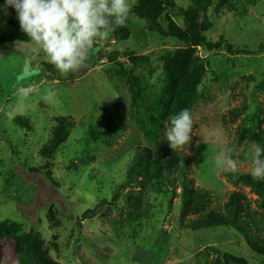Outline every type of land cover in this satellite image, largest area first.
I'll use <instances>...</instances> for the list:
<instances>
[{
  "label": "rangeland",
  "instance_id": "1",
  "mask_svg": "<svg viewBox=\"0 0 264 264\" xmlns=\"http://www.w3.org/2000/svg\"><path fill=\"white\" fill-rule=\"evenodd\" d=\"M172 1L167 12L177 25L183 27L178 9L192 10L210 27L207 40L222 37L235 54L161 38L133 11L124 25L130 38L116 42L111 33L98 41L74 73L61 74L43 53L26 56L23 45L0 47V264H20L3 223L37 231L30 257L55 264L264 263L232 227L184 229L178 183L148 181L132 169L138 149L167 143L160 137L174 103L157 106L152 96L165 88L180 93L185 78L198 79L179 110L192 114L191 141L176 150L188 156V178L209 195L212 210L223 211L232 192L243 196L239 222L264 247V199L229 183L215 163L232 147L236 171L251 172L250 135L264 134V0L216 2L205 13L193 10L195 0ZM18 26L14 9L0 10V38ZM114 53L120 56L111 63ZM126 74L142 84L137 104ZM151 117L162 124L155 135ZM57 119L72 127L53 148Z\"/></svg>",
  "mask_w": 264,
  "mask_h": 264
},
{
  "label": "trees",
  "instance_id": "2",
  "mask_svg": "<svg viewBox=\"0 0 264 264\" xmlns=\"http://www.w3.org/2000/svg\"><path fill=\"white\" fill-rule=\"evenodd\" d=\"M226 1L228 0H195L193 10L205 13L216 2L224 3ZM172 8H175L172 0H135L132 11L136 18L147 24V30L150 33H154L161 38L171 39L190 48H202L207 52L225 50L230 55L235 54V47L224 38L219 37L215 42L207 40L206 33L210 27L198 22L194 11L182 8L178 9L183 27L177 25L167 12L169 11L168 9ZM112 36L116 42L126 41L130 38L131 31L126 26L117 27L112 32ZM25 40H27V37L21 31L20 26H18L12 32L0 38V47L8 44H20V42ZM124 55L128 56L127 54ZM118 56H120L119 53H114L108 58V61L116 63ZM125 78L129 82V92L132 100H136L137 104V100L142 99V84L138 79L131 77L129 74H126ZM197 81L198 79L187 77L181 84L180 93L178 91L176 93L170 92L166 88L160 89L158 94L152 96V101H156L157 106L163 100L174 103L171 112L176 115L181 108L186 107L185 104L189 96L195 93ZM56 121L58 124L54 130L52 139L53 148L60 145L67 138L69 129L72 127L71 123L65 122L63 119H57ZM151 122L150 134L155 135L162 124L155 117H151ZM239 137H241L240 133ZM250 138L253 142L264 146V134L262 137L257 134H251ZM189 166L188 156L178 152L176 149L173 150L167 142L156 151L138 149L132 169L135 172L145 174L148 181L162 184V181L170 178L176 184L178 183L181 191V226L184 229L196 231L232 227L245 237L248 247L254 253L264 258V247L252 243L247 232L249 228L239 222L243 211V196L237 192H232L224 204L223 211L212 210L209 195L202 190L195 189L193 183L188 178ZM43 174L47 179L51 180V173L48 170H45ZM225 177L229 183L244 185L264 199V180L253 179L250 172H225ZM173 194L175 195V193ZM173 194L171 198L174 197ZM127 200L130 201L131 199L127 198ZM188 216L194 217V219ZM128 217L133 218L132 215ZM1 226L5 227V229H1V232L4 235H8L9 238L14 239V248L19 257L20 264H55L42 258L30 257L31 253L29 250L35 244L37 231L30 229L29 232L20 233V230L16 228V224L3 223Z\"/></svg>",
  "mask_w": 264,
  "mask_h": 264
},
{
  "label": "clouds",
  "instance_id": "3",
  "mask_svg": "<svg viewBox=\"0 0 264 264\" xmlns=\"http://www.w3.org/2000/svg\"><path fill=\"white\" fill-rule=\"evenodd\" d=\"M15 10L21 31L27 40L20 42L25 55L43 53L61 74L85 67L95 53L98 41L109 38L117 27L124 26L132 12L131 0H5L0 8ZM25 95V90L20 89ZM193 118L188 109L169 117L160 141L173 150L189 145ZM232 147L222 148L215 157L216 167L235 172L238 162ZM251 176L264 180V146L253 142L250 148Z\"/></svg>",
  "mask_w": 264,
  "mask_h": 264
}]
</instances>
